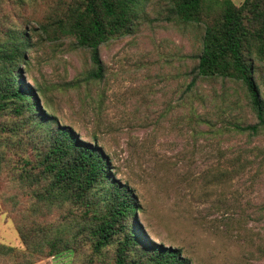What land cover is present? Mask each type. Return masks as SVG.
Returning a JSON list of instances; mask_svg holds the SVG:
<instances>
[{"label":"rangeland","instance_id":"obj_1","mask_svg":"<svg viewBox=\"0 0 264 264\" xmlns=\"http://www.w3.org/2000/svg\"><path fill=\"white\" fill-rule=\"evenodd\" d=\"M3 10L15 15L17 8L7 2ZM46 13L40 4L20 11L18 21L38 26ZM200 33L160 22L109 41L101 47V81L87 79L88 50L36 37L27 82L42 90L50 113L109 154L117 178L136 191L137 218L151 241L183 249L194 264H264V130L253 136L234 128L256 123L240 84L200 81L186 94ZM14 186L7 171L0 174V244L24 250L17 220L28 198L15 197ZM88 253L33 264H81Z\"/></svg>","mask_w":264,"mask_h":264},{"label":"trees","instance_id":"obj_2","mask_svg":"<svg viewBox=\"0 0 264 264\" xmlns=\"http://www.w3.org/2000/svg\"><path fill=\"white\" fill-rule=\"evenodd\" d=\"M7 2L17 8L15 15L4 12ZM40 4L47 13L38 26L18 21L20 11ZM160 22L201 29L186 94L200 81L240 84L256 123L234 128L253 136L264 130L257 78L264 66V0L239 6L232 0H0V174L10 175L15 197L28 198L17 220L25 249L0 244V262L33 264L87 249L81 264H194L183 249L149 239L137 218L136 191L117 178L109 154L50 113L40 102L42 90L26 78L36 37L44 44L65 38L88 50L87 79L101 81V47ZM54 213L58 220L47 222Z\"/></svg>","mask_w":264,"mask_h":264}]
</instances>
